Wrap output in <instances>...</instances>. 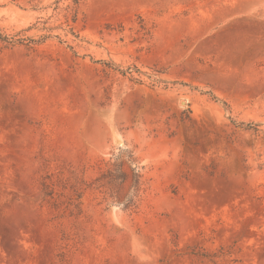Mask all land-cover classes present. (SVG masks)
I'll return each instance as SVG.
<instances>
[{
  "label": "rangeland",
  "instance_id": "374dc122",
  "mask_svg": "<svg viewBox=\"0 0 264 264\" xmlns=\"http://www.w3.org/2000/svg\"><path fill=\"white\" fill-rule=\"evenodd\" d=\"M0 264H264V0H0Z\"/></svg>",
  "mask_w": 264,
  "mask_h": 264
}]
</instances>
